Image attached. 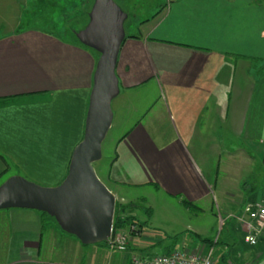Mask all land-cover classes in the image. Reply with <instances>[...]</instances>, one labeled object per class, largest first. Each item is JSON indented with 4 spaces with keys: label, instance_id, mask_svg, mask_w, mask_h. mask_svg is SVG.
<instances>
[{
    "label": "crops",
    "instance_id": "crops-1",
    "mask_svg": "<svg viewBox=\"0 0 264 264\" xmlns=\"http://www.w3.org/2000/svg\"><path fill=\"white\" fill-rule=\"evenodd\" d=\"M114 1L137 20L143 3ZM47 2L0 0V180L16 168L56 186L84 136L98 56L27 24ZM152 4L138 34L125 27L115 107L128 130L104 183L114 194L146 190L151 214L155 197L189 215L212 196L240 210L264 197V0ZM138 241L83 245L38 210H0V264H126L132 252L152 255Z\"/></svg>",
    "mask_w": 264,
    "mask_h": 264
},
{
    "label": "water",
    "instance_id": "water-1",
    "mask_svg": "<svg viewBox=\"0 0 264 264\" xmlns=\"http://www.w3.org/2000/svg\"><path fill=\"white\" fill-rule=\"evenodd\" d=\"M127 14L114 0H94L89 22L76 32L80 43L100 55L94 73L82 140L72 151L68 173L56 186H44L21 175L0 185V210L25 208L53 216L60 227L85 245L106 242L111 234L116 197L99 178L94 163L113 121L112 101L120 92L116 74L126 39Z\"/></svg>",
    "mask_w": 264,
    "mask_h": 264
},
{
    "label": "rangeland",
    "instance_id": "rangeland-1",
    "mask_svg": "<svg viewBox=\"0 0 264 264\" xmlns=\"http://www.w3.org/2000/svg\"><path fill=\"white\" fill-rule=\"evenodd\" d=\"M47 1L45 5L40 4L36 6L38 8L34 9L35 13L33 14L37 16L36 19L30 18L28 15L27 24L58 33L65 39H72L77 42L78 38L76 32L83 29L89 22V12L93 6V4L91 5L92 0ZM151 1L152 0H139L141 4L143 3V6L140 10H137V20L131 19V17L127 21L125 20L126 23L124 22L127 33H139V28L142 24L140 20L144 17L151 16L152 11L155 10L153 4L150 6ZM130 25L132 31L129 30ZM95 54L99 58L100 54L98 52H95ZM260 64L263 65L264 63L261 62ZM256 71L260 76L263 75L264 66H257ZM156 95H158V93H155L152 99L153 97L157 99L155 97ZM116 102L115 98L112 102L113 109H115V118L103 142L102 157L93 164L97 175L107 185L108 163L112 154H114L115 144L120 137L126 133L125 131L128 130L127 124L124 125L123 122L120 123L121 119L115 107ZM163 122H165V120H163ZM164 127H166V125H164ZM13 170L19 173L15 175H21L30 181H34L23 171L16 168ZM7 179L8 178L5 180ZM5 180H0V185ZM34 182L40 184V182ZM41 185L49 186L43 183H41ZM122 191L123 192L120 194H115V210H117L115 213L117 212V216L120 214L124 217L134 216L136 220L143 223L141 229H139V227L133 228L134 224H126L122 227H114L113 224V234L119 233L130 238L127 248L129 246L132 247V245L134 246L133 242L139 240L138 242L145 246L147 252L149 249L152 254H163L167 253L170 248L194 247L201 242L199 241L201 239H210L213 242L219 240L214 246L209 247L207 245L208 249H212V256L215 264H222L223 262L218 259V257H221V254L218 253V248L225 250L224 262L227 264H244L246 262L264 264V238H261L257 245L248 244L244 239V234L238 220L230 216V214L235 215L239 211L238 208L236 206L233 208L225 207L217 196H214L215 198L213 196V198L211 197L210 207H198L191 215H189L187 210L182 209L178 205L166 203L163 198L155 197L152 200V208L154 210L152 214H149L148 208L151 207V204L147 201L146 190L130 191L129 188H125ZM257 199L250 201H261L264 203V197ZM120 210H122V213ZM51 217L53 218L51 221L53 220L56 225L60 227L56 219L53 216ZM60 229L62 228L60 227ZM64 232L69 234L66 231ZM70 235L77 238L75 235ZM99 244H97V246H101ZM106 244L108 246V240ZM208 249L206 251H208ZM133 253L134 252L131 254Z\"/></svg>",
    "mask_w": 264,
    "mask_h": 264
},
{
    "label": "built area",
    "instance_id": "built-area-1",
    "mask_svg": "<svg viewBox=\"0 0 264 264\" xmlns=\"http://www.w3.org/2000/svg\"><path fill=\"white\" fill-rule=\"evenodd\" d=\"M242 229L245 241L250 245H257L264 238V203L250 201L245 203L235 214ZM133 228H137L136 225ZM120 230V229H119ZM119 234V233H118ZM113 234V227L108 239V246L112 249L126 250L130 238L122 234ZM207 244L199 242L194 247L175 248L170 253L143 255L139 252L131 254L126 264H215L212 249ZM244 264H254L246 262Z\"/></svg>",
    "mask_w": 264,
    "mask_h": 264
},
{
    "label": "trees",
    "instance_id": "trees-1",
    "mask_svg": "<svg viewBox=\"0 0 264 264\" xmlns=\"http://www.w3.org/2000/svg\"><path fill=\"white\" fill-rule=\"evenodd\" d=\"M77 42L80 45H82V43H80L79 40ZM185 204L188 205V206H191L190 203L185 202ZM123 207H125V206H123ZM148 209H149L148 210L149 211L148 213L151 214L150 208H148ZM115 211H117V210H115ZM121 211L122 210H120V212ZM40 212L43 213L46 217H48L50 219H53L50 215H48V213L43 212V211H40ZM113 224H114V227H122V226H125L126 224L127 225L128 224H134V225H136L137 228L139 227V229H141L143 227V223L142 222H139L138 220H136L134 216H126V217H124L122 214H120V215L117 216V212L114 214ZM200 241L203 242V243H205V244H207L209 247H211V246H214L215 244H217L219 240L213 242L210 239H201ZM99 245L104 246V245H107V244H106V242H101ZM171 249L174 250L175 248L174 249L173 248H170V250H168L167 253H170L172 251Z\"/></svg>",
    "mask_w": 264,
    "mask_h": 264
}]
</instances>
